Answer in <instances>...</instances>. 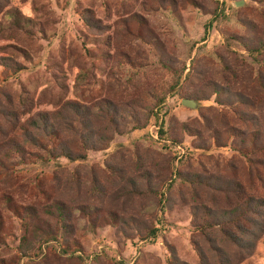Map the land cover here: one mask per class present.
I'll return each mask as SVG.
<instances>
[{"label":"rangeland","instance_id":"1","mask_svg":"<svg viewBox=\"0 0 264 264\" xmlns=\"http://www.w3.org/2000/svg\"><path fill=\"white\" fill-rule=\"evenodd\" d=\"M9 13L18 18L14 24ZM26 17L32 22L30 36L22 27ZM85 19L96 27H87ZM135 22L151 30L157 42L129 31L117 36ZM263 38L264 0H0V195L9 193L33 209L42 226L33 234L19 217L6 213L13 237L0 243V259L11 264H199L197 246L208 263L214 260L211 253L224 245L211 235L214 248L197 233L194 209L220 205L228 210L248 197L264 198L248 175L254 167L235 151L264 128V50L256 57L249 51ZM129 72L159 86L140 97L146 105L126 92ZM160 98L155 122L150 109ZM182 100L197 105L190 109ZM104 101L120 103L115 124L100 117ZM68 102L83 109L88 121L83 128L62 108ZM45 112H59L63 144L84 157L49 159L50 142L27 143L25 134L36 130L31 122ZM159 130H168L178 143L163 146ZM17 145H24L26 158ZM177 160L181 174L200 177V187L178 180L169 191L158 186V172ZM135 185L145 187L142 195H126L124 190ZM57 205L69 212V227L61 235ZM86 206L98 216L116 214L128 225L91 226L85 216L74 215ZM45 222L60 243L40 245L49 229ZM244 226L248 229L249 222ZM150 231H156L155 239H144ZM71 241L81 246V259L61 252ZM226 251L233 262L240 255L235 247ZM241 260L264 264V226L253 251L243 252Z\"/></svg>","mask_w":264,"mask_h":264},{"label":"trees","instance_id":"2","mask_svg":"<svg viewBox=\"0 0 264 264\" xmlns=\"http://www.w3.org/2000/svg\"><path fill=\"white\" fill-rule=\"evenodd\" d=\"M155 1H159L160 3H162V0H155ZM170 4H172V1H168V5ZM6 17L9 21L11 20L13 24L18 19L16 15H12L10 13L7 14ZM22 21L25 24L24 26H22L25 29V33L28 34L29 36L32 35L33 29L30 27V25L32 24L31 20L28 17H26L22 19ZM85 25L87 27H92V26L96 27V25L90 24L87 19H85ZM28 26L29 28H27ZM122 29L124 31L119 32V34L117 35L120 39L121 37L127 35V31H129L132 32L134 35H137V37L144 39L146 41H152L153 43L157 42V39L154 36V34L151 32V30L137 26L136 22L133 24V26L125 25ZM103 40L109 41V38L105 37ZM261 50H264V38L259 43L258 48L254 47L249 51L252 53V57H256L259 54H261ZM18 69L19 68L17 67L15 71H17ZM79 85H81L80 82ZM176 85H177V81L167 86L166 92L172 91ZM260 85L262 86L261 87L262 89L264 86V81L261 80ZM125 86H127L126 92L128 93V95H137L138 96L137 101L144 105H146V102L142 100L140 97L143 96L145 93L147 95L153 94L154 88L158 89L159 87L158 85L154 84L150 79L147 82H140L139 75L138 74L136 75L132 72H129L127 83L125 84ZM197 97L198 96H194V100L198 101L199 99ZM159 100H160L159 103H156L155 101L150 109L152 117L154 118L155 122L159 121L158 115H160V106L161 103L163 104V99L160 98ZM119 104L120 103L116 102L113 105H109L108 101H104V103L102 104V115L100 116L103 119V121L115 124L116 113L118 111ZM71 105H78V104H71V102H68L65 103L62 108H67L68 112L70 113V116H72L76 120V123L83 128L84 124H87L88 122L86 120L83 109H75ZM58 115L59 112H56L52 115L50 113L45 112L38 116V119L40 118L39 121L33 120L31 122V125L32 127L36 128V130H31L30 132H27L25 134L27 136L26 139L27 143L28 142L38 143L39 141L47 140L52 145V148L48 151L49 159L65 158L69 161H76L84 156L72 152V150H70L63 144L65 138L59 129V123L57 117ZM40 121H42V125L39 128ZM259 129L260 128L256 129L258 132L252 133L249 137H247L244 141H242L240 145L236 146L235 151L239 154L240 157H244L245 159H247L250 162L251 166L254 167L252 172L249 173L248 175L252 179L254 178L256 185H258L264 192V169H263L264 168V128L262 127L261 130ZM158 136L163 140L164 142L163 146H165V143H169V144L172 142L178 143L176 140H174V138L171 136L168 130L167 131L159 130ZM101 140L102 138L99 139V142H101ZM108 145H109V141H108ZM108 145L106 144L105 146L108 147ZM218 147H226V146L220 144ZM15 148L17 153H19L23 157V159L26 158L24 145L23 146L17 145ZM32 156L36 157L37 160L42 159V156L36 153L32 154ZM178 163L180 164L181 162L177 160L176 166L175 165L172 166V164L170 163L169 166L164 168V171L162 173L158 172L157 174L158 177L157 179L159 183L158 186H160V188L161 187L164 188L165 191H169V188L172 187L171 182L178 180L179 181L178 183L188 182L189 185H192L194 187H200V177L197 174H190L188 172L181 174V172L178 170ZM261 171L263 172V174L261 173ZM208 183L209 182L207 181L205 183V186ZM150 184L153 186L152 183ZM233 184L234 183L232 182V185ZM147 187L151 190V186L146 185V189ZM238 188H240L239 185ZM144 189H145L144 186L135 185L134 187L132 186L131 188H129V190L126 189L124 191L128 196L140 197ZM159 193L160 195L163 196V194H161V191H159ZM216 208L218 210L201 207L200 212H199V208H195L193 212V217H194L193 220L197 219V221L194 223L197 233L201 237L207 238L210 241V246H215L214 248H217L216 247L217 243L215 239L210 238L211 235H213V237H215L218 241H220L224 245V249L217 248L220 249L218 253L217 252L211 253L214 256V260H211L210 263H208L204 259V255L202 254V252H200V249L197 246H195L194 250L197 252V255L199 257V264H240V262L242 261L241 260L242 253L253 251L254 246L261 237V233L263 231V226H264V198L248 197L247 199L244 200V202L241 205L232 207L228 210H221L220 205H217ZM55 211H56L55 213L56 219L58 220L55 221V223H57V227L60 230V235H61V232L65 230L67 227H69V224L67 222V219L69 217V212H67V209L63 205L62 206L57 205L55 207ZM8 212L11 213L12 216L19 217L21 219V222H23V225L26 228H29L33 234L35 233V230L37 229L40 230L42 228V226L38 222V217L36 216L35 212H33V209L18 204L9 193L8 194L3 193L0 195V243L1 244H5V240L7 238L13 237V231H12L13 226H10L11 223L10 219L5 217L6 213ZM74 215L85 216L88 220V223L91 224V226L96 224V225H110L114 227L118 223H121L125 226L128 225V222L126 220L118 222V220H123L124 218L116 214L109 213L106 216H98L95 213V210H93V208L88 206L75 209ZM246 221L249 222L248 229L244 228L245 227L244 224ZM44 225L47 226L49 229L47 230L46 235L43 237L41 242L42 244L40 245L42 246L45 245V247H49L48 245L50 243H57V244L60 243V238L58 236V233L53 232L51 226H48L47 222H45ZM150 232L151 234L146 233L144 239L147 240L148 238L155 239L156 231H150ZM229 247H235L237 249L235 255H237L238 250L240 251L239 252L240 255L236 257V260L234 262L231 261L230 258L228 257V253L226 250H228ZM39 250H42L41 246L39 247ZM42 251L43 253L45 252V250ZM70 251L79 254L77 258L81 259L80 258L82 257L81 252L83 250L78 242L71 241V243L67 244V246L61 247V252L64 254L69 253ZM0 264H11V263L7 262V260L0 259Z\"/></svg>","mask_w":264,"mask_h":264},{"label":"water","instance_id":"3","mask_svg":"<svg viewBox=\"0 0 264 264\" xmlns=\"http://www.w3.org/2000/svg\"><path fill=\"white\" fill-rule=\"evenodd\" d=\"M240 4H238L237 6H239ZM182 106H185L187 108L190 109H194L196 107V102L194 100H182L181 102Z\"/></svg>","mask_w":264,"mask_h":264}]
</instances>
